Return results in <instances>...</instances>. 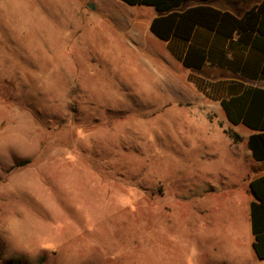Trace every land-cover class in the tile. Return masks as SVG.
I'll list each match as a JSON object with an SVG mask.
<instances>
[{"label": "rangeland", "instance_id": "obj_1", "mask_svg": "<svg viewBox=\"0 0 264 264\" xmlns=\"http://www.w3.org/2000/svg\"><path fill=\"white\" fill-rule=\"evenodd\" d=\"M155 13L0 0V264H264L228 134L247 130L204 109Z\"/></svg>", "mask_w": 264, "mask_h": 264}, {"label": "trees", "instance_id": "obj_2", "mask_svg": "<svg viewBox=\"0 0 264 264\" xmlns=\"http://www.w3.org/2000/svg\"><path fill=\"white\" fill-rule=\"evenodd\" d=\"M130 6L153 7L164 13L150 23V31L159 39H178L189 42L196 27L215 32L217 36L233 39L264 55V1L243 17L237 18L228 11H221L208 5H198L184 11H176L190 0H122ZM207 2L210 0H199ZM206 60L205 51L191 46L183 64L187 68L200 69ZM264 75V64L261 69ZM227 119L234 125L242 124L254 131L248 146L257 161H264V89L245 87L240 95L221 101ZM257 202L252 204V230L255 236L254 252L258 259H264V176L250 184Z\"/></svg>", "mask_w": 264, "mask_h": 264}, {"label": "crops", "instance_id": "obj_3", "mask_svg": "<svg viewBox=\"0 0 264 264\" xmlns=\"http://www.w3.org/2000/svg\"><path fill=\"white\" fill-rule=\"evenodd\" d=\"M263 1L264 0H255L252 6H249L248 8H245L243 10H237V12H232L227 9H222L221 11H228L235 15L237 18H241L248 10L260 5ZM89 5L90 4H87L88 7ZM198 5L206 4L197 3L194 6ZM163 14L164 13L156 11L154 16L151 18L150 23L155 17ZM150 23L148 30H150ZM157 39L161 42H164L163 46L165 48V55L168 57V59L177 62L180 65L181 70L187 75V82L195 92L198 100L203 105H205L204 109L215 111L216 116L217 112L219 114L222 113L223 108L221 106V101L223 99L240 95L245 87L249 86L264 89V75L261 73V69L263 68L264 64V55L256 50L251 49L249 46L240 44L237 41V36H235L233 39H225L217 36L215 32H211L202 27H196L193 37L189 42L178 39H171L169 41H163L159 38ZM191 46L205 51L206 60L200 69L187 68L183 64V60ZM245 128L247 130L245 138H242L240 134L232 131V129H229V131H231H228V134L232 137L233 141L232 155L234 156V158L232 159H239L243 156V153L244 158L246 159L245 181L247 182V187H244L242 190L246 192L249 199L247 205H245V207H242L243 210L241 211L246 212L247 219L250 218L251 233L253 238L251 244V248L253 251L251 252L252 254H254V258L260 261H264V259L261 260L257 258L253 248L255 236L252 230V204L254 202H257V200L254 197L250 187V184L253 180L264 176V161L255 160L249 146V151H246V148H241L239 146L240 144L238 143L240 141L245 142L244 140H246L248 144L249 137L254 132L246 126ZM239 148L243 150L242 155L240 153H238V155H235L237 150L239 151ZM212 211L223 210L216 209Z\"/></svg>", "mask_w": 264, "mask_h": 264}, {"label": "water", "instance_id": "obj_4", "mask_svg": "<svg viewBox=\"0 0 264 264\" xmlns=\"http://www.w3.org/2000/svg\"><path fill=\"white\" fill-rule=\"evenodd\" d=\"M89 7H90L91 9H94V6H93L92 4H90ZM254 197H255V196H254Z\"/></svg>", "mask_w": 264, "mask_h": 264}]
</instances>
